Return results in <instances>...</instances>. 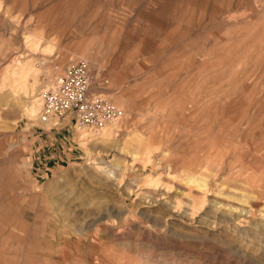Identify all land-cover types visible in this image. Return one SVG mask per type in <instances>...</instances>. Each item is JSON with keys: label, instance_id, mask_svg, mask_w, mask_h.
<instances>
[{"label": "rangeland", "instance_id": "rangeland-1", "mask_svg": "<svg viewBox=\"0 0 264 264\" xmlns=\"http://www.w3.org/2000/svg\"><path fill=\"white\" fill-rule=\"evenodd\" d=\"M77 60L115 116L38 172ZM0 264H264V0H0Z\"/></svg>", "mask_w": 264, "mask_h": 264}, {"label": "built area", "instance_id": "built-area-1", "mask_svg": "<svg viewBox=\"0 0 264 264\" xmlns=\"http://www.w3.org/2000/svg\"><path fill=\"white\" fill-rule=\"evenodd\" d=\"M92 80L85 60L70 64L52 85L41 91L39 121L66 118L74 130L103 129L116 109L100 93L91 92Z\"/></svg>", "mask_w": 264, "mask_h": 264}, {"label": "crops", "instance_id": "crops-1", "mask_svg": "<svg viewBox=\"0 0 264 264\" xmlns=\"http://www.w3.org/2000/svg\"><path fill=\"white\" fill-rule=\"evenodd\" d=\"M31 130L32 163L38 172L57 169L78 157L69 121L52 118Z\"/></svg>", "mask_w": 264, "mask_h": 264}, {"label": "bare ground", "instance_id": "bare-ground-1", "mask_svg": "<svg viewBox=\"0 0 264 264\" xmlns=\"http://www.w3.org/2000/svg\"><path fill=\"white\" fill-rule=\"evenodd\" d=\"M36 74H37V71H35V70L32 71V75H33V76L36 75ZM18 81H19V80H18ZM37 107H38V105L35 103L34 105L32 104V109H31V108H30V109L32 110V112H35V111H37ZM107 125H108V123L106 124V126H107ZM106 126H105V127H106ZM105 127H104V128H105ZM104 128H103V129H104ZM103 129H102V130H103Z\"/></svg>", "mask_w": 264, "mask_h": 264}]
</instances>
